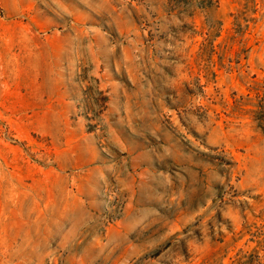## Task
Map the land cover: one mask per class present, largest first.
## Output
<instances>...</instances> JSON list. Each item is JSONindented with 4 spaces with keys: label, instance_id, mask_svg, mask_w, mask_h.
I'll list each match as a JSON object with an SVG mask.
<instances>
[{
    "label": "rangeland",
    "instance_id": "rangeland-1",
    "mask_svg": "<svg viewBox=\"0 0 264 264\" xmlns=\"http://www.w3.org/2000/svg\"><path fill=\"white\" fill-rule=\"evenodd\" d=\"M7 23L0 264H264V0H0Z\"/></svg>",
    "mask_w": 264,
    "mask_h": 264
},
{
    "label": "crops",
    "instance_id": "crops-1",
    "mask_svg": "<svg viewBox=\"0 0 264 264\" xmlns=\"http://www.w3.org/2000/svg\"><path fill=\"white\" fill-rule=\"evenodd\" d=\"M2 28H3V35L5 38H2L3 40L0 41V44H4V45H0V47L6 48L7 44H9V43L12 44L13 40L16 39V35H15L14 30L11 32V26L8 23L5 26H3Z\"/></svg>",
    "mask_w": 264,
    "mask_h": 264
}]
</instances>
